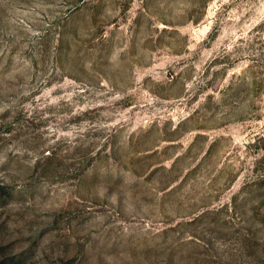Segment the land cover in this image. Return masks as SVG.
<instances>
[{"label":"rangeland","instance_id":"1","mask_svg":"<svg viewBox=\"0 0 264 264\" xmlns=\"http://www.w3.org/2000/svg\"><path fill=\"white\" fill-rule=\"evenodd\" d=\"M0 264H264V0H0Z\"/></svg>","mask_w":264,"mask_h":264}]
</instances>
